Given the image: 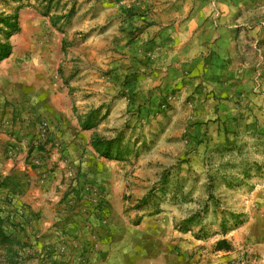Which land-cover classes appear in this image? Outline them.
<instances>
[{"label": "rangeland", "instance_id": "374dc122", "mask_svg": "<svg viewBox=\"0 0 264 264\" xmlns=\"http://www.w3.org/2000/svg\"><path fill=\"white\" fill-rule=\"evenodd\" d=\"M0 42V264H264V0H0Z\"/></svg>", "mask_w": 264, "mask_h": 264}, {"label": "crops", "instance_id": "0c3cea01", "mask_svg": "<svg viewBox=\"0 0 264 264\" xmlns=\"http://www.w3.org/2000/svg\"><path fill=\"white\" fill-rule=\"evenodd\" d=\"M9 154L12 153L13 157H10L9 159H4L3 160V165H0V179L3 180L5 179V182H9L10 185L15 184V186L11 187L13 191L15 189H18L17 181L19 177L21 176V169L23 168L24 165V158H23V153L21 150H17L15 148L14 150L11 149V152H8ZM7 180V181H6ZM18 193V191H17ZM13 202H15V205L17 207H20L21 205L25 204L27 205V209L31 212L38 211L40 210V207L44 210L48 209L50 210V206L54 207V209L61 210L62 205H58L57 201L54 203H51L50 205L46 203L45 198H39L37 199L34 195H25L23 197L16 196L13 199ZM56 211V210H55ZM78 242V241H77ZM75 242V243H77ZM73 243V245L75 244ZM78 245L79 242H78ZM91 264H99L98 261H94Z\"/></svg>", "mask_w": 264, "mask_h": 264}, {"label": "trees", "instance_id": "16d2710c", "mask_svg": "<svg viewBox=\"0 0 264 264\" xmlns=\"http://www.w3.org/2000/svg\"><path fill=\"white\" fill-rule=\"evenodd\" d=\"M7 27H15V24H8ZM10 54V46L8 43H1L0 42V61L6 58ZM94 145L96 148V151L100 154L102 153L107 158L112 157L111 154H109V146L107 142H104L103 140H95ZM0 235H2L1 231V225H0Z\"/></svg>", "mask_w": 264, "mask_h": 264}]
</instances>
